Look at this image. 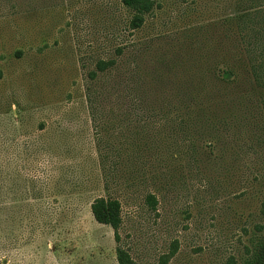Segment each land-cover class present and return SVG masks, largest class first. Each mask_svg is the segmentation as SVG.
<instances>
[{"label":"rangeland","instance_id":"rangeland-1","mask_svg":"<svg viewBox=\"0 0 264 264\" xmlns=\"http://www.w3.org/2000/svg\"><path fill=\"white\" fill-rule=\"evenodd\" d=\"M226 6L161 0L131 34L121 0H0V264H118L113 229L90 211L108 192L121 202L118 233L138 264H158L174 242L167 264L243 263L264 223V118L250 133L246 119L239 132L232 116L258 102L264 86L238 61L234 36H225V15H233ZM134 38L143 48H126L116 73L125 81L142 74L150 97L154 89L165 98L181 86L198 89L209 85L211 68L238 66L236 82L213 81L214 103H206L231 127L221 126L216 143L207 135L198 172L156 170L155 209L144 200L154 185L138 167L118 165L120 182L105 189L85 94L88 84L113 92L111 81L90 82L88 73ZM106 97L104 111L115 106Z\"/></svg>","mask_w":264,"mask_h":264},{"label":"trees","instance_id":"trees-1","mask_svg":"<svg viewBox=\"0 0 264 264\" xmlns=\"http://www.w3.org/2000/svg\"><path fill=\"white\" fill-rule=\"evenodd\" d=\"M121 3L129 11L127 27L132 34L142 27L147 16L160 7L161 0H121ZM226 7L233 15H225V36H234L237 43L236 54L241 56L238 61L243 62V67L255 82L264 86V0H227ZM143 46L144 44L141 45L135 38L130 39L115 47V57L98 59L95 69L88 73V81L94 82L104 77L105 84L112 82L113 92L103 94L100 89L91 88L88 84L85 94L105 189L113 191L114 186L120 182L118 165L138 167L144 171L141 181L151 183L155 187L153 192L147 191L144 195L145 202L151 209H155L158 203L156 193L161 192L160 186H157L161 178L156 170L171 168L198 172L196 170L202 166L201 157L206 153L207 135L216 143L220 140L221 126L222 129L231 127L230 122L220 120L215 110L210 114L212 108H208L206 103H214L213 81L222 84L236 82L238 66L232 62L211 68L208 71L211 73L208 76L209 85L201 82L198 89L181 86L178 92H171L172 97L168 98L158 97L154 89L155 97H150L149 92L142 88V74L128 76L125 81L124 72L123 75L116 73L126 48L138 53ZM133 67L137 69L138 66ZM117 77L120 79L117 80ZM203 77L207 75L204 74L201 78ZM161 80L162 76L158 73L153 77V81H159V85ZM107 95H112L115 106L104 111L106 108L103 107V101H107ZM238 98L242 102V96ZM147 99L150 102L148 104ZM240 103L236 102L235 107ZM250 104L240 105L238 112L232 116L239 132L243 119L250 125V129H247L250 133H253L252 129L256 126L253 120L261 126L264 118V91L258 102ZM116 131L121 134L117 135ZM115 137L122 139L117 143ZM258 138L257 141H260L262 137L256 136V139ZM123 149H128V152L122 153ZM90 211L95 221L113 229L117 263L138 264L121 242L118 233L122 224L120 200L108 192L90 202ZM254 232L248 256L242 264H264V223L257 224ZM176 249L177 244L174 242L170 251L160 256L158 264H167ZM228 264L236 263L231 261Z\"/></svg>","mask_w":264,"mask_h":264}]
</instances>
